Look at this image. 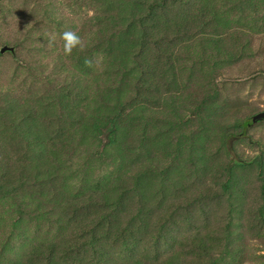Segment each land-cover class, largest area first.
<instances>
[{"label":"rangeland","instance_id":"374dc122","mask_svg":"<svg viewBox=\"0 0 264 264\" xmlns=\"http://www.w3.org/2000/svg\"><path fill=\"white\" fill-rule=\"evenodd\" d=\"M261 112L264 0H0V264H264Z\"/></svg>","mask_w":264,"mask_h":264},{"label":"clouds","instance_id":"9594fccd","mask_svg":"<svg viewBox=\"0 0 264 264\" xmlns=\"http://www.w3.org/2000/svg\"><path fill=\"white\" fill-rule=\"evenodd\" d=\"M61 39L63 41V49L66 55H70L74 48H77L81 44V37L74 31H65Z\"/></svg>","mask_w":264,"mask_h":264},{"label":"water","instance_id":"95a60500","mask_svg":"<svg viewBox=\"0 0 264 264\" xmlns=\"http://www.w3.org/2000/svg\"><path fill=\"white\" fill-rule=\"evenodd\" d=\"M8 50H9L8 47H3V48L1 49V53H4V52H6V51H8ZM261 121H264V112H261V113H258V114H256V115H254V116L252 117V119H251V122H252L253 124H256V123L261 122Z\"/></svg>","mask_w":264,"mask_h":264},{"label":"trees","instance_id":"16d2710c","mask_svg":"<svg viewBox=\"0 0 264 264\" xmlns=\"http://www.w3.org/2000/svg\"><path fill=\"white\" fill-rule=\"evenodd\" d=\"M142 35L145 37L146 36V34H145V31H143L142 32ZM114 121H110V122H108L110 125H114V123H113Z\"/></svg>","mask_w":264,"mask_h":264}]
</instances>
